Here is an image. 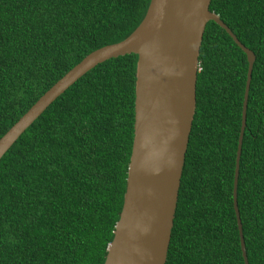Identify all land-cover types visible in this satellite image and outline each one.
Segmentation results:
<instances>
[{
  "label": "trees",
  "instance_id": "1",
  "mask_svg": "<svg viewBox=\"0 0 264 264\" xmlns=\"http://www.w3.org/2000/svg\"><path fill=\"white\" fill-rule=\"evenodd\" d=\"M150 0H0V137L91 51L127 37ZM255 54L237 205L249 264H264V0H211ZM137 55L60 94L0 159V264H103L126 187ZM245 53L213 21L165 264H244L233 177Z\"/></svg>",
  "mask_w": 264,
  "mask_h": 264
},
{
  "label": "water",
  "instance_id": "2",
  "mask_svg": "<svg viewBox=\"0 0 264 264\" xmlns=\"http://www.w3.org/2000/svg\"><path fill=\"white\" fill-rule=\"evenodd\" d=\"M211 0H150L124 39L97 48L60 77L0 137V159L33 121L97 64L136 54L133 142L126 187L103 264H165L185 153L196 108L199 53L207 22L223 28L245 53L247 72L233 177V208L244 264H249L237 184L255 54L214 12Z\"/></svg>",
  "mask_w": 264,
  "mask_h": 264
}]
</instances>
